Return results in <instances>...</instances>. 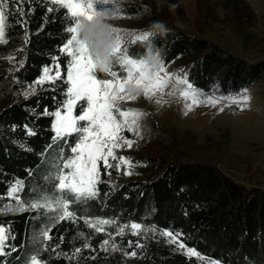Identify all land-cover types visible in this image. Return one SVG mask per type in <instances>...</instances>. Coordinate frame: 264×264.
I'll return each instance as SVG.
<instances>
[{
	"label": "trees",
	"instance_id": "obj_1",
	"mask_svg": "<svg viewBox=\"0 0 264 264\" xmlns=\"http://www.w3.org/2000/svg\"><path fill=\"white\" fill-rule=\"evenodd\" d=\"M172 4L177 5L175 11L182 9L178 0H116L120 11L110 15L114 28L140 35L149 32L154 21H160L168 29L164 35L155 34L149 41L135 44H131V36L127 37L125 43L132 58H142L145 48L153 45L172 73L186 72L194 89L204 95L235 96L264 83V60H246L209 39L172 25L166 21ZM47 7L43 0L25 3L26 29L18 23L14 29L6 27L8 42L0 44V194L16 179L25 183L22 198L29 189L41 192L46 186L47 165L57 153L51 130L54 118L43 113L45 108L55 110L52 97L59 99L58 91L42 90L53 88L52 84L36 85L34 95H23L24 86L39 78L43 66L51 64L50 57H58L62 69L66 67L63 54L58 52L65 40L66 25L61 23L62 13H49ZM94 7L99 11L111 10V5L102 3ZM218 7L232 8L237 15L238 34L247 36L248 23L255 16L247 0H220ZM12 10L13 5L9 4L8 11ZM5 23H13L12 18ZM25 33L29 36L27 42ZM21 60L25 66L16 71ZM105 75L97 73L98 78ZM25 126L36 134L27 136ZM134 154L133 161L137 162L132 175L125 174L122 165L118 170H106L101 162L100 179L104 183L98 185L99 198L87 205H70L76 220L61 221L51 228L52 239L43 242L48 247L39 257L44 264H202L196 256L187 255L188 248L217 264H264V187L243 185L211 163L180 160L162 164L160 158ZM9 202L13 210L0 214V223L11 222L15 240L8 243L14 244L17 251L0 260L24 264L26 255L35 251L33 235H38L44 224L34 219L37 212H19L15 201L5 200ZM85 219H109L116 223L103 225V231L96 233L85 224ZM131 223L155 226L157 232L132 236L125 229L124 236L116 234L119 225ZM161 230L179 233L177 244L169 245L168 238L159 235ZM79 232L89 238L90 247H82L85 238L78 236ZM104 239L110 241L106 250L101 249ZM130 240L132 247H128ZM137 241L143 247H136ZM181 243L183 250L178 248ZM76 248L81 251L73 255ZM8 251L6 248L5 252ZM133 251L136 256H131ZM57 253L72 259L64 255L57 258Z\"/></svg>",
	"mask_w": 264,
	"mask_h": 264
},
{
	"label": "snow or ice",
	"instance_id": "obj_2",
	"mask_svg": "<svg viewBox=\"0 0 264 264\" xmlns=\"http://www.w3.org/2000/svg\"><path fill=\"white\" fill-rule=\"evenodd\" d=\"M33 0H0V44H6V27L14 29L17 23L22 27H27L28 20L23 10V5H31ZM48 5L47 12L62 13L61 23L66 27L63 29L65 40L58 48V52L63 54L66 67L62 69L58 57H50L51 64L45 65L41 69L39 78L34 82L24 86L25 98L36 93V85L52 84L51 89L44 88L43 91H53L59 93V99L53 96L56 105L54 111L45 108L43 115L54 118L51 130L54 132L52 141L57 149L55 159L47 165L45 176L46 186L41 192L36 193L35 189H29L26 197L22 198L25 183L23 180L16 179L7 185L6 192L0 194V214L13 210L11 202L15 201L19 212H37L34 219L41 220L44 227L40 233L33 235V244L36 245L35 251L26 255L24 264H44L39 259L42 251L47 250L44 241L51 240L50 231L61 221L76 220V214L70 211L71 204L87 205L92 200L99 198L98 185L104 183L100 179V165L107 169H119L122 164L131 166V161L124 157H117L114 149L127 147L131 148L133 140L126 139L122 134L125 131L140 137L141 125L139 123L143 113L140 110L122 108V102L136 100L141 94L146 99H152L157 94H163L165 89H170L169 95L177 92L183 98L185 108L190 109L192 105L198 104L200 99H205L213 105L218 101L210 96H203L194 89L193 84L186 78L176 73H168L164 62L161 60L160 67L156 72H152L145 65L143 60L132 58L126 38L131 36V44L137 41H149L155 35L152 32H144L140 35L124 33L118 28H112L113 38L116 41V48L112 55V67L105 77L98 78L94 70L93 60L87 48L83 45L76 34V27L81 18L91 19L95 14H114L120 9L116 7V0H43ZM96 3L111 5V10L97 11L94 7ZM9 4L13 5V10L8 11ZM55 6V7H53ZM66 10V12H62ZM31 15V11L28 16ZM12 18L13 23L6 25V20ZM45 22L48 17H44ZM38 34V33H37ZM27 42L29 36L24 35ZM123 46V47H122ZM11 59V58H10ZM25 61H19V68H24ZM134 85L141 90L140 94H133L129 91V85ZM191 98V103L187 101ZM225 97H221L224 99ZM248 97L246 92L239 94L232 100L242 106L246 105ZM161 99H156L155 103L161 104ZM79 114H75L76 111ZM223 111V108H221ZM187 114V111L185 112ZM27 136L36 133L25 126ZM21 148L29 150L26 145L20 144ZM51 147V145L49 146ZM43 156V154H42ZM111 158V159H109ZM112 161H118L112 163ZM31 173V170H28ZM110 174V173H109ZM130 174V173H125ZM107 195V193H106ZM85 224L89 228H94L96 233L103 231L101 226L112 225L116 222L109 219H96L90 221L85 219ZM125 229L130 231L132 236H139L142 233L155 234V226L142 227L140 223L124 224L117 227L116 234L125 235ZM78 236L85 238L84 233H77ZM111 237V234H109ZM161 237H167L169 245L177 244V236L171 231L161 230ZM114 240V237H111ZM15 240L12 234L11 222L7 225L0 223V257L11 256L12 252L17 251L14 244L8 241ZM109 239H104L101 249L106 250ZM133 242H128V247H132ZM83 248L90 247L89 238H85ZM113 249L116 244H112ZM136 247H143L137 241ZM184 244H179L178 248L183 250ZM9 249L6 253L5 249ZM55 251V249H53ZM81 248H76L75 254H79ZM188 256H196L202 264H217L215 260H206L203 255L193 249L186 250ZM136 252H131V256H136ZM64 255L67 259L72 257L67 254L57 253V258ZM125 255L128 253L125 251ZM0 264H7V260H0Z\"/></svg>",
	"mask_w": 264,
	"mask_h": 264
},
{
	"label": "rangeland",
	"instance_id": "obj_3",
	"mask_svg": "<svg viewBox=\"0 0 264 264\" xmlns=\"http://www.w3.org/2000/svg\"><path fill=\"white\" fill-rule=\"evenodd\" d=\"M219 1L178 0L182 9L168 11L166 21L246 60H264V0H247L255 16L248 23L245 37L238 34L237 15L232 8L220 9ZM165 68L172 73L170 66ZM185 74L180 75L186 77ZM169 91L165 89L150 100L141 94L136 100L122 102V108L143 113L140 137L128 131L122 134L133 140L132 147L113 150L118 158L131 161L130 167L122 164L125 172L134 173L135 153L160 158L162 164L180 160L211 163L243 185L264 187V83L242 92L248 97L244 106L232 102L242 93L221 99L196 90L202 97L210 96L218 102L213 105L201 98L186 109V101L179 93L169 95ZM156 99H161V104L155 103ZM187 103H191V98Z\"/></svg>",
	"mask_w": 264,
	"mask_h": 264
},
{
	"label": "clouds",
	"instance_id": "obj_4",
	"mask_svg": "<svg viewBox=\"0 0 264 264\" xmlns=\"http://www.w3.org/2000/svg\"><path fill=\"white\" fill-rule=\"evenodd\" d=\"M169 7L175 9L177 5L172 4ZM110 15L95 14L91 19L81 18L76 27L78 39L90 53L94 70L97 73L106 74L112 67V55L116 48V41L111 31L113 24L110 22ZM167 31V26L160 21H154L149 28V32L159 35H164ZM141 59L152 72H156L160 67L161 55L153 45L145 48ZM129 91L133 94H140L141 90L130 84Z\"/></svg>",
	"mask_w": 264,
	"mask_h": 264
}]
</instances>
